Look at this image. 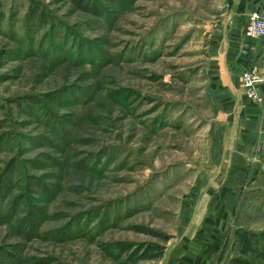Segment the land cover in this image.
Instances as JSON below:
<instances>
[{
  "label": "rangeland",
  "instance_id": "obj_1",
  "mask_svg": "<svg viewBox=\"0 0 264 264\" xmlns=\"http://www.w3.org/2000/svg\"><path fill=\"white\" fill-rule=\"evenodd\" d=\"M230 8L0 0V264H167L220 209L236 263L264 264V121L247 134L213 101ZM235 151L256 169L238 193Z\"/></svg>",
  "mask_w": 264,
  "mask_h": 264
},
{
  "label": "crops",
  "instance_id": "obj_2",
  "mask_svg": "<svg viewBox=\"0 0 264 264\" xmlns=\"http://www.w3.org/2000/svg\"><path fill=\"white\" fill-rule=\"evenodd\" d=\"M254 9H260L264 15V0H231V8L216 36L217 55L213 57L215 63L211 67L216 86L215 112L223 116L220 120L224 124L230 123L232 128L238 127L247 134L264 121V103L250 100L241 83V75L248 67H258L264 76V37L250 38L245 34ZM250 137L242 135L239 139L245 144L256 142ZM246 155L239 151L232 155L235 163L231 172L233 177L225 190L238 193L256 171L245 164ZM214 204L219 208V203ZM226 214L220 209L214 214L197 216L195 226L185 232L167 264H237L240 255L237 233Z\"/></svg>",
  "mask_w": 264,
  "mask_h": 264
},
{
  "label": "built area",
  "instance_id": "obj_3",
  "mask_svg": "<svg viewBox=\"0 0 264 264\" xmlns=\"http://www.w3.org/2000/svg\"><path fill=\"white\" fill-rule=\"evenodd\" d=\"M245 34L250 38L264 37V15L261 10L254 9L251 12L249 22L245 28ZM241 83L250 100L257 103L264 101V94L261 91L264 76L259 73L256 66L248 67L243 71Z\"/></svg>",
  "mask_w": 264,
  "mask_h": 264
},
{
  "label": "trees",
  "instance_id": "obj_4",
  "mask_svg": "<svg viewBox=\"0 0 264 264\" xmlns=\"http://www.w3.org/2000/svg\"><path fill=\"white\" fill-rule=\"evenodd\" d=\"M262 92L264 94V84L261 85Z\"/></svg>",
  "mask_w": 264,
  "mask_h": 264
}]
</instances>
